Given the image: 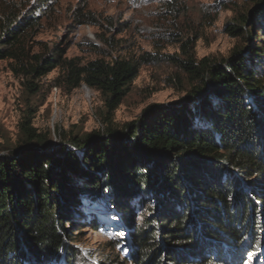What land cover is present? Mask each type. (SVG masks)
Masks as SVG:
<instances>
[{
  "label": "trees",
  "instance_id": "1",
  "mask_svg": "<svg viewBox=\"0 0 264 264\" xmlns=\"http://www.w3.org/2000/svg\"><path fill=\"white\" fill-rule=\"evenodd\" d=\"M244 3L248 12L225 30L250 40L264 32V0ZM34 14L9 13L0 24V60L15 61V70L33 79L59 69L69 90L85 84L99 92L106 128L86 135L59 133L54 144L36 132L31 119L22 124L23 144L0 153V264H49L61 252L72 259L67 224L75 222L74 212L85 200L104 199L122 214L137 248L135 264H212L211 245L235 248L246 233L260 240L264 72L256 68L264 57L257 48L236 46L222 60L198 61L187 50L183 60L146 54L82 65L78 58L68 59L58 43L30 51L29 34L40 25ZM73 17L79 26H102L82 8ZM100 41L116 47L114 37L100 36ZM160 62H173L187 77L188 99L149 106L139 120L114 127L111 116L141 67ZM95 137L99 140L91 145ZM243 184L248 192L241 190ZM142 209L148 214L136 224Z\"/></svg>",
  "mask_w": 264,
  "mask_h": 264
},
{
  "label": "rangeland",
  "instance_id": "2",
  "mask_svg": "<svg viewBox=\"0 0 264 264\" xmlns=\"http://www.w3.org/2000/svg\"><path fill=\"white\" fill-rule=\"evenodd\" d=\"M78 8L91 13L102 26H79L73 17ZM248 9L244 0H0V24L6 22L9 13L21 16L34 12L40 25L29 34L30 51L40 53L44 47L58 43L67 49L68 59L78 58L82 65L102 57L108 62L117 56L146 54L163 60H183L187 50L198 61L204 57L222 60L236 46H254L257 54L264 57V32L248 40L225 30ZM100 36L114 37L115 49L106 47ZM97 48L108 54L100 56ZM257 64L256 70L264 72V64ZM17 67L13 60H0L1 154L23 144L21 126L28 118L36 132L52 138L54 144L61 140L59 133L86 135L105 131L104 99L99 92L85 84L69 90L59 69L33 79L17 72ZM31 82L34 87L30 88ZM190 86L173 62L143 66L110 123L121 128L139 120L149 106L174 105L187 96ZM248 189L245 184L241 186L244 192ZM84 203L82 209L74 212L75 222L67 224L73 238L66 241V246L75 256L68 261L61 252L59 260L49 264H135L137 248L132 245L131 229L122 214L104 199ZM144 214H148L144 209L137 213L136 224ZM257 216L264 225L261 210ZM259 237L255 240L246 233L243 243L235 248L211 245L208 257L214 260L212 264H264V229L259 231ZM196 261L197 258L190 260Z\"/></svg>",
  "mask_w": 264,
  "mask_h": 264
},
{
  "label": "water",
  "instance_id": "3",
  "mask_svg": "<svg viewBox=\"0 0 264 264\" xmlns=\"http://www.w3.org/2000/svg\"><path fill=\"white\" fill-rule=\"evenodd\" d=\"M186 99H188V97L186 96L182 101H180V102H178V103H176V104H174V105H180V104H182V103H184L185 101H186ZM98 140H99V137H95L94 139H93V141L91 142V145H94V144H96L97 142H98Z\"/></svg>",
  "mask_w": 264,
  "mask_h": 264
}]
</instances>
